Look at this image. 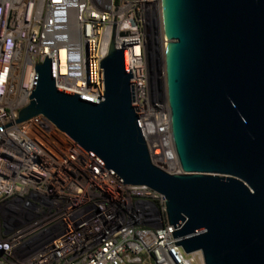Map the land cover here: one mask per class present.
<instances>
[{
	"label": "built area",
	"instance_id": "1",
	"mask_svg": "<svg viewBox=\"0 0 264 264\" xmlns=\"http://www.w3.org/2000/svg\"><path fill=\"white\" fill-rule=\"evenodd\" d=\"M160 0H0V264H204L167 224L165 198L114 177L41 115L17 122L35 65L56 88L101 98V60L123 49L153 165L181 174L159 82Z\"/></svg>",
	"mask_w": 264,
	"mask_h": 264
},
{
	"label": "water",
	"instance_id": "2",
	"mask_svg": "<svg viewBox=\"0 0 264 264\" xmlns=\"http://www.w3.org/2000/svg\"><path fill=\"white\" fill-rule=\"evenodd\" d=\"M164 87L181 174L152 164L132 106L131 72L112 43L104 91L89 98L54 85L35 65L29 103L126 185L165 198L175 245L204 264H264V0H160Z\"/></svg>",
	"mask_w": 264,
	"mask_h": 264
},
{
	"label": "rangeland",
	"instance_id": "3",
	"mask_svg": "<svg viewBox=\"0 0 264 264\" xmlns=\"http://www.w3.org/2000/svg\"><path fill=\"white\" fill-rule=\"evenodd\" d=\"M159 24H160V20H159ZM160 46H159V55H158V60H157V66H158V79L159 82H162V76H163V82H164V73H163V63H162V51H160Z\"/></svg>",
	"mask_w": 264,
	"mask_h": 264
},
{
	"label": "bare ground",
	"instance_id": "4",
	"mask_svg": "<svg viewBox=\"0 0 264 264\" xmlns=\"http://www.w3.org/2000/svg\"><path fill=\"white\" fill-rule=\"evenodd\" d=\"M159 39H160L159 46H160V49H161L160 51H163V47H164V44H165L164 37H162V35L160 34V38Z\"/></svg>",
	"mask_w": 264,
	"mask_h": 264
}]
</instances>
